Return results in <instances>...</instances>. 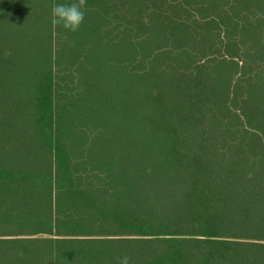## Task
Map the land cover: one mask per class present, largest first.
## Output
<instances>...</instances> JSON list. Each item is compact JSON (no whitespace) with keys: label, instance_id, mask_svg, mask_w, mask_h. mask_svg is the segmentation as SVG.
<instances>
[{"label":"trees","instance_id":"16d2710c","mask_svg":"<svg viewBox=\"0 0 264 264\" xmlns=\"http://www.w3.org/2000/svg\"><path fill=\"white\" fill-rule=\"evenodd\" d=\"M0 0V264H264V0Z\"/></svg>","mask_w":264,"mask_h":264},{"label":"clouds","instance_id":"9594fccd","mask_svg":"<svg viewBox=\"0 0 264 264\" xmlns=\"http://www.w3.org/2000/svg\"><path fill=\"white\" fill-rule=\"evenodd\" d=\"M87 0H72L71 3H54L51 7L53 26L76 33L80 30L86 17ZM117 264H130V257L119 258Z\"/></svg>","mask_w":264,"mask_h":264}]
</instances>
